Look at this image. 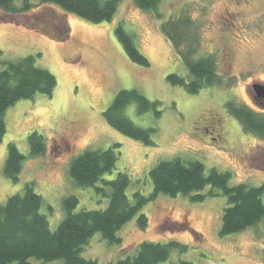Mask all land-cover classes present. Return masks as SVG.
<instances>
[{"label": "rangeland", "instance_id": "374dc122", "mask_svg": "<svg viewBox=\"0 0 264 264\" xmlns=\"http://www.w3.org/2000/svg\"><path fill=\"white\" fill-rule=\"evenodd\" d=\"M30 2L31 7L24 11L11 13L0 8V68L8 61L34 55L37 66L55 75L57 86L51 96L20 99L5 112L0 204L33 182L43 197L41 212L52 230L65 216V196L78 197L76 211L106 208L109 199L94 186L78 185L68 170L85 150L115 144H120L116 148L120 153L107 178L127 173L131 202L136 200L135 192L152 194V167L177 157L199 160L207 171L215 167L231 172V185L264 184V137L246 131L226 107L230 101L244 103L264 118V102L253 97V85H264V0H161L158 10L162 17L140 8L134 0H121L113 18L99 23L50 2ZM15 4L21 7L23 1ZM182 14H189L199 28L202 49L217 60L222 85L189 93L169 82L171 73L191 78L162 29L163 22ZM119 25L132 34L149 66L129 58L117 35ZM123 89H137L157 102L146 111H140L136 102L124 110L136 125L155 129L153 144L129 137L106 121L104 112ZM32 131L45 138L42 154L30 155L28 136ZM11 142L26 156L17 182L5 173ZM216 191L203 201L160 193L118 230L121 243H110L101 232H95L82 256L98 264H115L136 255L143 241L176 240L187 248L174 247L163 264L181 259L193 264H264V218L241 232L221 235L227 199L221 190ZM140 213L148 217L145 228L140 227ZM30 260L31 264L43 263L35 257Z\"/></svg>", "mask_w": 264, "mask_h": 264}, {"label": "trees", "instance_id": "16d2710c", "mask_svg": "<svg viewBox=\"0 0 264 264\" xmlns=\"http://www.w3.org/2000/svg\"><path fill=\"white\" fill-rule=\"evenodd\" d=\"M16 0H0V8L6 12L28 10L31 0H22L21 7ZM58 5L67 12L76 14L90 22L99 23L111 20L121 0H41ZM144 10H154L158 17L161 0H134ZM189 14L169 18L162 29L173 44L174 49L187 67L190 79L178 73L168 75L174 85L183 86L189 93H197L206 87L220 86L224 82L218 70V62L212 54L203 51L199 28ZM117 35L129 58L149 66V59L137 48L132 34L122 25L117 27ZM57 86L55 75L36 65V56L27 55L8 61L0 68V141L6 133L5 112L20 99H30L37 94L51 96ZM136 102L140 111L155 108L151 101L137 89H123L118 92L111 106L104 112L106 121L123 134L147 145L153 144V128H143L128 118L125 108ZM227 110L242 124L244 129L264 137V118L244 103L227 102ZM30 155L42 154L46 141L42 134L32 131L28 136ZM115 144L108 149L85 150L70 163L69 174L82 186H94L96 191L109 203L104 209H81L76 211L79 199L68 195L62 199L64 218L55 230L50 227L46 214L41 212L44 200L33 182H27L21 193L9 196L0 204V264H31L35 257L42 264H98L96 260L82 256L85 244L95 232H101L110 243H121L117 236L119 229L138 214L143 206L160 193L170 196L183 194L192 201H203L216 195V189L227 199L222 214L221 235L245 230L264 218V184L251 186L246 183L230 184L231 172L211 168L207 171L199 160L184 161L177 157L161 160L150 169L149 175L154 185L150 196L135 192L136 200L131 202L127 188L130 176L119 172L114 178H107L116 168L118 154ZM26 156L15 143L8 144L5 173L13 181L19 180ZM141 228L148 224V217L140 213ZM187 248V245L173 240L169 242L143 241L136 255L118 260L115 264H163L174 247ZM169 264H193L188 260H178Z\"/></svg>", "mask_w": 264, "mask_h": 264}, {"label": "water", "instance_id": "95a60500", "mask_svg": "<svg viewBox=\"0 0 264 264\" xmlns=\"http://www.w3.org/2000/svg\"><path fill=\"white\" fill-rule=\"evenodd\" d=\"M253 89L257 96H264V85L256 83L253 85Z\"/></svg>", "mask_w": 264, "mask_h": 264}, {"label": "flooded vegetation", "instance_id": "af4514ba", "mask_svg": "<svg viewBox=\"0 0 264 264\" xmlns=\"http://www.w3.org/2000/svg\"><path fill=\"white\" fill-rule=\"evenodd\" d=\"M62 24L65 28L67 27L65 22H62ZM253 97L255 100H258L260 102H264V96H257L254 91H253Z\"/></svg>", "mask_w": 264, "mask_h": 264}]
</instances>
